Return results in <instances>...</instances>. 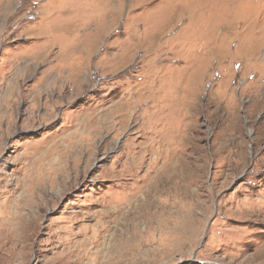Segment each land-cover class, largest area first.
I'll return each instance as SVG.
<instances>
[{
  "label": "rangeland",
  "instance_id": "374dc122",
  "mask_svg": "<svg viewBox=\"0 0 264 264\" xmlns=\"http://www.w3.org/2000/svg\"><path fill=\"white\" fill-rule=\"evenodd\" d=\"M0 155V264H264V0H0Z\"/></svg>",
  "mask_w": 264,
  "mask_h": 264
},
{
  "label": "bare ground",
  "instance_id": "6f19581e",
  "mask_svg": "<svg viewBox=\"0 0 264 264\" xmlns=\"http://www.w3.org/2000/svg\"><path fill=\"white\" fill-rule=\"evenodd\" d=\"M234 4V3H233ZM204 15H205V13H204ZM182 17V16H181ZM212 17H213V13H212ZM76 21V20H75ZM74 21V22H75ZM210 22V21H209ZM227 31V30H226ZM156 38H158V36L157 35H155V36H153V41H155L156 42ZM152 39H150V41L149 42H151V40ZM262 40V39H261ZM152 41V42H153ZM143 42H141V44H139L138 43V45L139 46H146L145 44H148L147 42H145V44H142ZM152 44V43H151ZM150 49V47H147V49ZM69 54V53H68ZM139 96V95H138ZM166 97L167 96H163V98L161 99V100H164V101H161V103H160V101H156L155 102V104H154V108H155V111H154V113L153 114H151L152 116H150L149 117V119H150V121H151V123L152 124H154L155 126H156V128H157V130H156V132H157V134H158V137L160 138V140H155L156 142H159L160 143V145H158V147H156V148H154V150H155V159L156 160H159V159H157L158 158V156H162V155H164V154H166L167 152H168V150H167V147H165V145L167 144V130H168V119H167V117H165V116H162V112H164V110L165 109H167V107H169L170 105H169V103H168V101H169V99H166ZM135 104V103H134ZM117 107V108H116ZM116 108V109H115ZM115 109V110H114ZM129 109V108H128ZM119 110H122L120 107H118V105L117 104H115L114 105V107H113V109L111 110V111H109V112H113V114L114 113H118L119 112ZM123 110H125L124 111V113L121 115V117H125L126 115H130V110L129 111H126L127 109H123ZM122 110V111H123ZM135 112V111H134ZM112 114V115H113ZM107 115V114H106ZM134 115V114H133ZM171 115V114H170ZM111 116V115H110ZM109 117V116H108ZM106 118V117H105ZM123 118H122V120H123ZM164 145V146H163ZM168 158V157H167ZM166 158V159H167ZM0 159H1V155H0ZM164 160V162H162V164H161V168H162V172L164 173V171H165V167H166V161H165V159H163ZM155 162V161H154ZM148 164V163H147ZM152 167V166H151ZM135 168V167H134Z\"/></svg>",
  "mask_w": 264,
  "mask_h": 264
}]
</instances>
